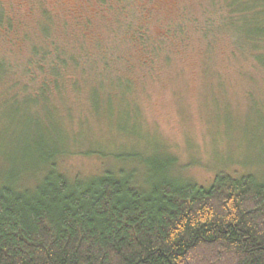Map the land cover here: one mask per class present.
I'll list each match as a JSON object with an SVG mask.
<instances>
[{
    "label": "trees",
    "instance_id": "16d2710c",
    "mask_svg": "<svg viewBox=\"0 0 264 264\" xmlns=\"http://www.w3.org/2000/svg\"><path fill=\"white\" fill-rule=\"evenodd\" d=\"M97 1L110 13L111 34L92 54L84 53L92 21L68 50L46 9L33 37L0 3V264H264L263 179L220 170L204 186L180 175L172 151L143 152L130 76L166 68L184 28L155 35L145 0ZM229 7L223 24L264 70V0ZM69 89L79 100L94 98L74 132L55 108ZM91 120L133 138L107 154L115 163L103 172L69 178L59 157L81 151L76 143Z\"/></svg>",
    "mask_w": 264,
    "mask_h": 264
},
{
    "label": "rangeland",
    "instance_id": "374dc122",
    "mask_svg": "<svg viewBox=\"0 0 264 264\" xmlns=\"http://www.w3.org/2000/svg\"><path fill=\"white\" fill-rule=\"evenodd\" d=\"M0 3L14 16L23 34L33 37L40 34L46 9L54 22V37L68 50L75 47L76 33L88 20L94 24L88 28L85 46L89 47L84 53L98 52L93 45L100 42L103 48L111 34L106 22L110 13L99 10L97 0ZM145 3L151 33L178 31L179 26L184 31L173 39L169 51L173 52L172 62L166 68L157 67L155 72L136 68L130 72L139 107L140 122L135 127L143 132L140 148L143 152L172 151L178 157L180 175L204 186L210 185L220 170L234 175L250 173L264 180V70L254 69L247 52L238 50L234 29L223 24L231 12L230 0ZM28 45L25 41L26 48ZM93 106L94 98L79 100L73 89L55 100L57 113L66 121L69 132L76 130L78 119L91 114ZM134 124L129 123L128 128H134ZM85 125V138H79L75 146L81 151L59 157L60 169L69 178L103 172L115 163L107 154L119 152L122 148L118 146L133 138L118 137L105 122L91 120ZM134 148L124 150L138 151ZM86 149L94 152L86 154Z\"/></svg>",
    "mask_w": 264,
    "mask_h": 264
}]
</instances>
